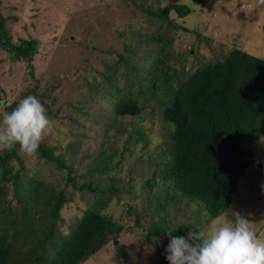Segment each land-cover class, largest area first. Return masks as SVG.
<instances>
[{"label":"rangeland","instance_id":"1","mask_svg":"<svg viewBox=\"0 0 264 264\" xmlns=\"http://www.w3.org/2000/svg\"><path fill=\"white\" fill-rule=\"evenodd\" d=\"M157 1L160 6L187 4L191 14L184 19L170 14L187 31L147 19L142 12L145 5H140L146 2L153 8L154 0H0L11 43H37L30 62L10 61V54L0 49V99L15 107L20 99L36 96L54 125L42 143L69 167V171L56 168L17 151L18 161L11 162L4 178L0 174V231L3 236H16L14 245L27 241L26 249L34 247L29 236L36 241L38 233H34L41 231L44 211H39L50 195L59 193L64 198L56 226L59 238L67 237L88 210L99 211L123 228L82 264H158V251L165 250L169 240L149 234L150 227L153 231L180 228L187 233L210 227L213 219L205 216L202 207L188 202L172 181L164 183L155 172L170 159L173 128L162 118L163 105L150 99L146 87L158 75L159 59L165 60L166 71L175 73L178 81L221 61L233 49L264 61V5L258 6L256 0ZM128 44L133 52H126ZM120 55L129 65L123 66ZM127 67H135L136 78L145 85L136 98L145 109L141 117L126 120L143 127L146 146L129 143L123 148L126 135L117 134L125 118L115 119L114 107L120 98H134L133 87L127 86L131 79ZM107 73L113 75L110 82L100 76ZM96 78L101 80L94 82ZM253 152L228 208L219 217L240 213L264 239V134L254 143ZM99 153L108 169L93 174ZM14 173L23 192H15L9 180ZM69 175L75 186L91 185L96 191L74 190ZM26 199L33 208L24 217L19 202Z\"/></svg>","mask_w":264,"mask_h":264},{"label":"trees","instance_id":"2","mask_svg":"<svg viewBox=\"0 0 264 264\" xmlns=\"http://www.w3.org/2000/svg\"><path fill=\"white\" fill-rule=\"evenodd\" d=\"M154 2L153 8L146 2L140 5H145L142 12L147 19L157 21L165 28L187 31L184 26L175 24V19L170 17L171 13L178 19L189 16L191 8L187 4L160 6L157 0ZM128 46L130 44L125 45L126 52H133L134 48ZM0 49L10 54V61L23 59L30 62L37 50V43L34 40H21L17 45L12 44L7 36L4 18L0 14ZM119 61L123 66L129 65L122 55L119 56ZM164 63L163 59L156 61L158 75L150 78L146 87L150 88V99L163 105L162 118L173 128L170 159L163 164L162 170L155 172L164 183L172 181L178 194L188 202H197L205 211V216L215 219L228 208L237 182L254 156V143L264 134V61L242 50L233 49L221 61L202 66L182 81L177 80L175 73L169 74ZM127 69L126 75H131L127 86L133 87L134 98H120L114 107V118H125V124L118 125L117 134L120 137L126 135L123 148L129 143L146 146L143 127L126 120L129 117H141L145 108L136 98L142 95L141 89L145 85L136 78L135 67ZM108 70L113 73L112 67L108 66ZM100 76L104 81L110 82L113 75L107 73ZM100 80L93 79L94 82ZM159 87L162 91H159L162 93L160 100L156 96ZM13 108L14 105H9L7 109L11 111ZM17 151H1L0 174L3 178L8 173L7 168L11 162L18 161ZM35 156L56 165V168L69 171V167L60 158H56L52 149L43 143ZM98 157L91 171L93 174H102L108 169L103 155L99 153ZM108 157L110 160L113 158ZM19 178L17 173L10 174L9 177L15 192L24 191ZM70 178L69 175L68 181L74 190L88 189L91 193L96 191L91 185L77 187ZM151 183V180L146 181V186ZM29 192L30 188L26 193ZM1 193L0 187V202ZM63 199L61 193L52 194L42 205L43 210L39 211H44L43 222L39 226L41 231H35L34 234L38 233L36 241L32 240L33 235L29 236V240L34 242V247L31 246L29 250L25 247L27 241L21 246L14 245L16 236H3L4 231H0V264H82L100 251L109 240L116 239L122 231L121 226L103 217L99 211L88 210L77 220L67 237L59 238L56 226L61 220L59 211L64 203ZM19 203L24 206L26 217L33 208L32 202L26 199ZM168 231L175 232L176 236H187V232L180 228L153 231L150 227L147 232L169 240L165 233ZM158 253V264H169L165 258V250H159Z\"/></svg>","mask_w":264,"mask_h":264},{"label":"clouds","instance_id":"3","mask_svg":"<svg viewBox=\"0 0 264 264\" xmlns=\"http://www.w3.org/2000/svg\"><path fill=\"white\" fill-rule=\"evenodd\" d=\"M256 2L264 5V0ZM7 108V101L0 99V151L37 155L42 141L54 130L45 106L36 96L29 95L11 111ZM165 233L169 238L165 249L169 264H264V239L240 213H232L231 218L229 213L217 217L207 230L192 229L186 237L172 231Z\"/></svg>","mask_w":264,"mask_h":264},{"label":"bare ground","instance_id":"4","mask_svg":"<svg viewBox=\"0 0 264 264\" xmlns=\"http://www.w3.org/2000/svg\"><path fill=\"white\" fill-rule=\"evenodd\" d=\"M9 154V153H8ZM7 155V154H6ZM8 157V156H7ZM7 159V158H6ZM22 172V171H21Z\"/></svg>","mask_w":264,"mask_h":264}]
</instances>
